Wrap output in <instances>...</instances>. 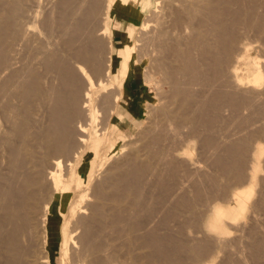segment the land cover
Here are the masks:
<instances>
[{
	"label": "bare ground",
	"instance_id": "bare-ground-1",
	"mask_svg": "<svg viewBox=\"0 0 264 264\" xmlns=\"http://www.w3.org/2000/svg\"><path fill=\"white\" fill-rule=\"evenodd\" d=\"M34 1H36V0H34ZM92 1H94V0H92ZM162 1H164V0H162ZM195 1L196 2L190 1L191 3L188 5L189 8H188L187 13L190 15V17L192 15L193 17H191L190 19L194 20L193 18H195L197 16V14L202 12L204 14L203 18L200 15L199 16L201 18L200 17L199 18L202 20V23L205 22L206 24H208V30L205 31V32H202L203 30L200 31L199 27H198V29H197L194 37L192 38V40L191 41L190 40L187 41L188 43H185V45L183 47H179L177 44H176V47H174V46H172L173 44L171 43L172 44L171 45L172 46V50H174V52L171 50L174 53V54L171 53V55H172L171 57L173 58V55H174V57H175L174 59H176V61H180V67L176 68L177 65H174V66L172 65V66L174 68H176L177 71H178V68H180L179 70L182 71L181 72L182 74L177 73V72L176 73L180 74L181 78L184 75L185 76L184 78L185 79L187 78L186 82L188 83V85L189 84H191V85L195 84V85L198 86L197 89H196L197 92L193 91L194 93H196L195 97H194L195 94L193 92L190 93V94L187 93L188 95L186 93H183L185 90L182 92V94L188 96L187 98H184V99H186L185 100L186 103L183 102L184 103L183 106H186V104L195 101L196 109H195V106H194L193 111L191 113L190 112L188 113L189 115L191 114L189 120L185 119L186 117L184 118L183 113L184 112L186 113V111H184L183 113L181 112L183 116L179 115L180 114L179 111H182L183 110L182 108H184V107H182L181 110L178 111L179 114L176 113V109L174 111H172V112H174L173 114L179 115V118L177 117V115H176V117H174V118H178L179 119V120L177 119V122L175 121V123L178 124V125L181 124L180 125L181 127H183V126H186V127H184L185 128L184 131H183L184 135L181 134V133L178 135V136H180V135L184 136V137L180 136V137H182V139L184 138L183 140L180 138V140L182 142L180 141L181 143H179V144H181V145H179V146H177L175 148L171 147L173 149V153L172 154L170 153V154H171L172 157L173 156L174 157H182V158L190 157V159H192L191 156H192V152H193V148H194V143H195V141H197V139L204 138V139H206L205 141H206L207 144H211L210 143L211 142L210 133H212V132H210V131L213 128L212 127L213 123H211L212 124V126H211L210 122H211V117L212 116L211 117L209 116V113H208V112H210L209 110H213V111H211V113H215L216 115H218L220 113L222 107H223V109L225 107L226 108L229 107L232 110L233 109L234 110H239L241 112L243 111V110H240L241 108L242 109H250L252 112H251L250 115L248 113V116L245 117V120L252 121L250 123H253V121L256 122L257 120L258 121L262 120V122L259 124L261 126V130L259 132L260 133L259 137L260 136H264V67H263V65L259 64L260 62L258 60H256L255 57H251L252 53L251 54L249 53V47H248V45L251 47V45H250L251 44V40H252L251 38H253L252 32H251L252 35L250 34L251 38L249 37V33L248 32H250V30H253L254 34L256 35V37L254 38L255 42H256L257 38L258 39H260V38L263 39L262 37L264 35V12H261V9H262L261 7H264V0H205L203 2L201 0L200 1L195 0ZM1 2H3V0ZM6 2L7 3L9 2V4L11 6L8 7V9L6 11L4 10L5 13H2V12L0 13V142H1L0 146H1V148L4 147L2 150L8 149L10 151V154L7 155V157H9L11 155V161H10V163L8 162V164H9V171H7L8 173L7 174H3V172H2V174H0V264H25V263L27 264L28 263L27 261H29L30 260L29 258H31L33 255L30 257V255H29L30 252L28 253V256L26 255L27 253L25 254L24 249L26 248V246L24 247V244H21V242L25 238V235L23 233H25L28 230V226L31 225L33 219H37L36 220L37 222L35 221L34 226L36 227V225L38 224L37 227L40 226V228H41L40 234L42 233V240H43L42 243H43V247L45 248V255L41 256L42 258L40 259V262L43 263V264H50V255H49L48 250L46 249V241H47V223H48V220H49V216L48 215H49L50 210H51V197H49V195H50V194H48L49 192L47 193L48 195L43 194V192H45L44 191V189H45L44 185H45L46 180H50V183H51V186H52V194L55 193V192L64 193V192L72 191L71 187H70V183H68V185L65 186V185H63V182H62V179H61V172L63 170L62 168H64L63 167L64 158H66L65 160L68 161L67 164L71 166L70 168H68L69 175L71 176V180L74 177L77 176L75 178L76 179V188L80 190V193L75 198H74V195H72V197L70 199L71 201L69 202V205H68L69 207L67 209V212H62L61 210L59 211V213L62 216V223H61L62 225H61V228H60L61 229V233H60L61 241H60V245H59L60 248H61V260L64 261V262H67V264H69V260H68L69 253L68 252H69L70 245L72 244L71 240H74V238L75 239L78 238L80 240H77V241L78 242L80 241V243L82 245V249H81V245L79 243V246H80L79 252L80 251L84 252V253H82V252L79 253L77 250H75L76 248L74 249L76 251V253H74V255L79 253L78 255H75V257L80 255L79 258H81V259H79V260L77 259L79 264H82V262L84 260H88L90 262V263L88 262L89 264H98V263H100V264H113L112 262H110L111 261V258H109L110 256L108 257L109 259L107 257L104 258V259H107L109 261L105 260L103 262V260H104L103 257L100 260L101 257L98 258V256H97L98 253L96 254V251L100 249L101 244H102V242L100 243V241H97V239L99 240L98 237H100L98 235L101 234V233L99 234L98 232H99V230L101 232L102 228H100V229H99V227H98V229H97V227L95 228V224H94L95 222L94 221H96V220H93L94 219L93 217L91 219L92 222H90L91 220L88 219L89 220V224L87 223L88 221L86 222V220H85L87 218L84 217L85 218L84 219L83 216L81 218H79V219L76 218L75 219L76 221H72L73 223L75 222L74 225L72 224L73 228L71 226H69V223H72V222H70V217L75 216V214L77 212H79V213L81 212V213L86 214L85 213V209L87 207L85 206V203L87 201L84 203V205H83V202L85 201L86 196L89 195L86 192V189H88L89 187L85 188L87 186V185L85 186V184L90 182L94 178V176H96L95 175L96 171H98V170H100L102 168L104 169V167H103L104 166V162H105V160H107L108 157H110V153L114 149V145H115L114 137L116 135L120 136V137L124 136L123 129L121 127L125 123L126 120L124 119V114L119 112V111L117 112V110H116V104L119 103V96L118 97L115 96V98H114L115 103H114V102H110L109 101L110 98H112V97H109V99H108V97H106V96H108L109 94L108 95L106 94L105 98H106L107 102L109 101V103H107L105 101L104 102L109 105V106L107 105V107H106V104L104 105L105 107L103 106V102L102 101L105 100V99H103L102 101L98 100L99 99L98 96L100 97V99L102 98V96H100V94H99L100 92L104 93V91H105L107 93V92L110 91L108 89L111 88L109 80L105 79V77L106 78L110 77L111 73L114 74L115 76H116V73H119L121 76H126V74L128 72V69H129L130 58L132 57V54L134 53L133 52L134 51V49H133V47H134L133 41H131L129 36L123 34L122 35V42H121V44L123 43V46H122L121 49L119 47L120 45L116 47V52H117L116 54L118 55V58H117V61L114 62V60L112 59V56H111V51H110L111 48H112V42H113L112 29H111V23L110 22H113L114 17H115V15H117V13H121V14H123L124 17H119L118 21L115 22L116 23L115 25H118L120 27L124 23V19L132 21V19L135 18V16H136L138 11H140V10L144 11V10H147V9L155 6L156 5L154 3L155 0H107V10L105 12L104 21H103V24H102L101 31L98 32L101 35H103L104 38H107L106 40H108L107 44H108V47H109V54H108V61H107V63H105L106 66L103 63V62H105V60H101V57H100V56H102L101 53L99 55V52L101 50H98L99 49L98 48L99 47L98 44L100 45V42L97 44V42H95V41L94 42L92 41V43L90 41V43H91L90 46L88 44H87V46L86 45L82 46L83 44L80 41V40H82L81 39L82 37L80 36V33H81V35H83L84 33H82V32H85V30H83V31H81L79 33V30L81 29V26H82V24H81L82 22L81 23L80 22H76L75 24H73L72 26L74 28L71 27V25L69 27V24H68L69 29L66 27L67 30H71L70 28H72L73 31H75L73 33L72 30H71L72 34H70V32L68 31L69 34H70L69 36H72L73 34H76V35H79V36L75 35L77 38L75 36H72V37H69V39L67 38L68 40L67 39L66 40H62L61 42H59L61 39L52 40V37L49 34L50 32L49 31L47 32V30H51L52 27H50L51 28L50 29L47 26V29L45 31V34L46 33L47 34H46V39L44 40V42H42V43L37 45V41H35L36 42V43L34 42L35 44H33V43L31 44L32 40L30 39V35H29V38H27V35L29 33H31V31L29 30L30 32L27 33L26 30H25L26 27L24 29H22V24L24 22L22 24L19 23V22L22 21V20L20 21V17L22 15V10H23L22 3L23 2L21 3V0H6ZM6 2H4V3H6ZM67 2L70 3L69 0ZM214 2H216V4ZM29 3H31V2H29ZM37 3H38V0H37ZM37 3H36V8H37ZM93 4H91V7H92ZM27 5H26L25 8H27ZM4 6H2V7H4ZM29 6H31V5H29ZM122 6H127V9H123ZM159 6H161V5H159ZM96 7H97V5H96ZM163 7H165V5ZM31 8H32V6H31ZM71 8H72V6H71ZM162 8L160 9V7H159L160 10H162ZM66 9H67V5H66ZM78 9H79V7H78ZM76 10H77V8H76ZM94 10H95V8H94ZM96 10H97V8H96ZM155 10H153V11H155ZM0 11H1V9H0ZM33 11H34V9H33ZM30 12L31 13H35V12H32L31 10H30ZM76 13H77V11H76ZM76 13H73V14H76ZM157 13H159L158 10H157L156 14ZM163 13H164V11L162 12V14ZM90 14H92L91 11H90L89 15ZM25 15H26V13H25ZM65 15L66 14L63 13L61 18L58 17L60 19V21H59L60 22L59 24H61L60 27H62L64 25V23H65V21H66V19L68 17V16H65ZM33 16L35 17V15H33ZM95 16H96V14H95ZM151 16H149V17H151ZM34 17H32V19ZM154 17L153 18L155 20L156 16L154 15ZM82 19H84V18L82 17ZM151 19L152 18H150L149 20H151ZM200 19L198 21L199 24L204 25V23L202 24L200 22L201 21ZM35 20H37V19H35ZM162 20H163V18H162ZM39 21H40V19H39ZM44 21H45V19H44ZM56 21H58V20H56ZM41 22H43V21H41ZM84 22H86V21H84ZM148 22H150V21H148ZM154 22H156V21H154ZM67 23H71V21L70 22L67 21ZM143 23H147V22L143 21ZM157 23L159 24L160 20L158 22V19H157L156 24ZM24 24H27V23H24ZM24 24H23V26H26ZM34 24H36V23H34ZM46 24H47V22H46ZM50 24H52V23H50ZM162 24H163V22H162ZM140 25H142V23ZM147 25H148V23H147ZM156 26H157V28H159L158 25H156ZM162 28L164 29L165 27L163 26ZM201 28H202V26L200 27V29ZM40 29H42V28L40 27ZM82 29H84V28L82 27ZM159 31H160V29H159ZM163 31L164 30L161 29L160 33L163 34ZM167 31H164L165 32L164 35H166ZM90 32H92V31H90ZM167 34H168V32H167ZM33 35H34V33H33ZM89 35H86V36L89 37ZM41 36H42V34H41ZM161 36H163V35H160L159 37L161 38ZM39 37L40 36H38V38ZM78 37L80 38V40H78L79 39ZM40 38H42V37H40ZM72 38L76 39V42H75V40L72 41L73 40ZM90 38H93L92 34H91ZM160 38H158V39H160ZM165 38H166L165 36L163 38H161V43H162V41L166 42ZM189 38L191 39L190 36H189ZM167 39H168V36H167ZM30 40H31V42H29ZM35 40H38V39L36 38ZM77 40H78V42L79 41L80 42L78 43ZM71 41H72V43H70ZM165 42H164L163 46L161 44L162 48H161V46L159 47L160 51L162 49V52H164L163 47L165 46ZM258 42H256V43H258ZM76 43H78V44L81 43V45H79V48H78V45H76ZM73 44L76 45L74 48L71 47ZM102 44H103V42H102ZM17 45L18 46L19 45L22 46V48L18 47ZM167 45H168V47L170 49L171 46H169V44L166 43V47H167ZM164 49L166 50V48H164ZM262 51H264V50H262ZM105 52H108V51L105 50ZM166 52L169 53L167 50H166ZM258 53H260V52H258ZM21 54H22L24 63L19 62V64L22 63V65L20 64L21 67L19 66V68H17L16 66L13 65V63H14V61L17 62V59H18V57ZM160 55H162V54H160ZM160 55L156 56L158 61L160 60ZM164 55L161 56V57L163 58ZM167 58L168 57L166 55V59ZM177 58L179 60H177ZM256 58H257V56H256ZM103 59H106V58H103ZM163 59H165V58H163ZM152 60H155V59H152ZM158 61H156V62H158ZM72 62L74 63V65L72 64ZM161 62H162V60H161ZM114 63L117 65L116 71H113ZM160 63L158 62V65H160ZM163 63L164 62L161 63V66L166 67L167 63H164V65H163ZM71 64L74 67L76 66L78 71L81 73V74L80 73L79 74L84 77L85 83H80L82 81L78 78L79 76L76 73L77 70L75 71V69L72 67ZM85 64H89L90 65V69H87L88 67H86ZM176 64H179V62L178 63L176 62ZM156 66H157V64H156ZM161 66H158V67L162 68ZM167 66H168V64H167ZM174 68L173 69L171 68V69L173 71H175L176 69H174ZM91 69L93 71H91ZM163 69H164L163 71L166 73L165 70L167 68L166 69L163 68ZM172 70L170 72H172ZM159 71H161V69ZM163 71H162V73H164ZM165 73H164V75L167 76ZM149 74L150 73L147 74L149 77L147 75L146 76H147L148 80L149 79L152 80L153 76L151 77L152 78L151 79ZM165 76H164V78H165ZM20 77L23 78V80L20 79L21 81H19L18 78H20ZM181 78L179 76L180 80H181ZM56 79L59 80L58 85H56V83H55ZM165 79H168V77H166ZM175 79H177V77H175ZM179 79H177V80H179ZM185 79H183V80H185ZM186 82H185V84L187 85ZM191 85L189 87L188 86L186 87V89L189 88L188 92H189L190 89L194 88V87L192 88ZM178 90H180V89H178ZM194 90H195V88H194ZM185 92H187V90ZM111 93H110V95H111ZM116 93L118 94L119 92H116ZM178 93H180V92H178ZM114 94L115 93L113 92V95ZM14 96H16V97L18 96L21 99V102H18V103H21L20 106L17 105L18 107L15 106L16 104L14 105V104L10 103V100ZM103 96H104V94H103ZM32 99H34V101H32ZM17 100H18V98H17ZM111 100H113V99H111ZM32 103L34 105L36 104L39 108H41L42 116L43 115L46 116V117L44 116L46 118V120L44 119L45 122H42V123H45V125H40L39 124V127H37V128L35 127L36 129H32L31 128L32 124H31V117H30V108H31ZM110 104L111 105L114 104V106L113 105L111 106ZM193 104H194V102H193ZM100 105H101L102 109L104 108V110L101 112V114L104 111L106 113L107 110H105V108H109L111 106V109L108 112L109 115L106 116V118H105V120H107V122H108L107 124L111 125L110 131L109 130H104V128L102 129V131L100 129L95 128L94 129L95 135L93 137H89L88 136V125H98V124H102L103 121H104V120H101V119H104V116L100 115V110H102L100 108ZM180 105H181V103H180ZM188 106H186V107H188ZM167 107L168 106H166V108ZM185 109H187V108H185ZM188 109H190V108L188 107ZM163 110H165V109H163ZM39 111H40V109H39ZM194 111L196 112L194 114L195 116L197 115L196 117L193 115ZM217 111H219V113ZM239 111H238V113H239ZM246 111H248V110H245L243 113H245ZM82 112H84V114ZM168 112L166 114V117H167V115L170 114L171 115L170 118H173L172 114H171L172 112L170 111L171 113L169 112V114H168ZM108 113H106V114H108ZM211 113H210V115H212ZM162 114L165 115V112L162 113ZM102 115H104V114H102ZM111 115H113V116L111 117ZM76 116H79V117L77 118ZM180 116L183 117V119H181V121H180V118H181ZM74 117H76V121H77V122L75 121L76 122V127L75 128L72 127L73 123H74ZM107 117H109V118L107 119ZM41 118H40V120H41ZM163 118H164V120L167 121V118H165V117H163ZM174 118L172 119L173 121H174ZM187 118H189V117H187ZM214 118H216V117H214ZM242 118H244V117L242 116ZM8 120H11L9 122H11L10 124H12V126L10 128L8 127L9 129L6 127V123L8 122ZM122 120H123V122H121ZM172 120H170L169 122H171ZM182 120L185 121V122H186V120H188V121L185 124V122L183 123ZM161 121H163V119ZM212 121H214V120H212ZM37 122H39V118H38ZM169 122L168 123L166 122V124H168V126L172 125ZM179 122H181V123H179ZM166 124H165V126H167ZM173 124H174V122H173ZM222 124H224V123H222ZM174 126L172 125L173 128L177 127V125L175 127ZM209 126L211 127V129H210ZM104 127H106V126H104ZM223 127H225V126H223ZM173 128H172V130H173ZM179 128H176V129H179ZM162 129H163V127H162ZM169 129L171 130V127ZM209 129H210V131H209ZM258 129H260V128H258ZM160 130H161V128H160ZM166 130H167V128H166ZM181 130H183V128ZM162 131H164V130H162ZM177 131L179 133L180 129L176 130V132ZM173 132H175V131H173ZM178 133H176V134H178ZM234 133L235 132H233V134ZM251 133H253V132H251ZM163 134H164V132H163ZM173 134H175V133H173ZM221 134L223 135V132ZM244 134H245V132H244ZM9 135L10 136L12 135V137L15 136L16 140L12 139V137L10 138ZM175 135H174V138L176 139L177 135L176 136ZM256 135H258V134H256ZM165 136L166 135H164V137ZM178 136H177V141H176L175 144H177L178 141H179L178 140V138H179ZM255 136H254V138H255ZM157 138H159V137H156V139ZM256 139H255V141H257V142L254 143L255 145L253 147V150H252V152L249 151V153L251 152V154L248 155V156H251V160H249L251 162V166L248 165L249 168H250L249 171L243 172V171H245V170H243L244 167L242 165L243 163L241 162L242 161V157H244V156H242V154L245 153L243 149L240 151V154H239L240 157L238 158L239 160H236L238 155L236 156V159H235L236 161L234 159H232V158H235V156L233 154L231 155L232 158H229L230 160H228L229 161V162H227L228 164L226 163V159H228V156L230 154L226 157V159L224 158L225 161L222 160V161H224L226 163V166H225V163H223L224 165H222V166H225L227 168H230L231 166H233V168H236L238 170V173L236 174L234 172V169H232L233 172L236 174L237 178L240 179L244 175V173H247V175H244V177L246 176L249 186L248 185L247 186H243L242 189L236 190L233 193L231 192L232 193L231 194V198H229V199L232 201V203L230 205L218 204V202H217L218 200L216 201L217 204L215 203L212 206L210 205L211 207L208 210L209 211L208 217H207V214H206L205 216L207 217V219L205 220L203 218L205 222L201 221L203 223V225L202 224L201 225L204 226V229L206 231L204 233H207L211 237H216L217 239H219L221 237L224 238L223 236H225L227 234V232H229L228 231L229 227L237 228V227H239L238 225H240L241 222H242V224L240 226L243 225V221L247 222V221H245L246 219L244 220V218L246 216V213H247L249 207L251 206L250 201H251V195H252V190H253L252 186L256 187L255 184H257L258 177H259L257 175V171L261 168L262 161H264V143L260 142L261 140L258 141L259 139L258 140H256ZM76 142H78V145L76 146V149H74ZM201 142H202V139H201ZM233 142H235V141H233ZM230 143L232 145V142H230ZM245 143H246V141H245ZM163 144H165V143L163 142ZM247 144H248V141H247ZM241 146H243L242 148H244V144L241 145ZM167 147H168V145H167ZM206 147H207V145H206ZM229 148H230V152L232 153V151H233L231 149L232 147H228L227 150H225V153H227L229 151ZM121 149H123V148H121ZM172 149L171 150L169 149V150L172 151ZM246 151H248V149ZM6 152H5V154H6ZM88 152H91L92 156H91L89 162L87 164H85L84 160H85V156H86V154ZM165 153L168 156V153L164 151V154ZM233 153H234V151H233ZM246 154H247V152H246ZM49 157L53 158V160H54L53 161L54 165H52V168H49V165L45 166L47 163L45 165H43L46 162L45 159H48ZM168 157H170V156H168ZM174 157L171 159L172 161H173ZM9 159H10V157H9ZM243 159H245V158H243ZM6 161H8V160L6 159ZM172 161L170 163H173ZM159 164H157V165H159ZM221 164H219V165H221ZM154 165H155V163H154ZM154 165H152V166H154ZM141 166L142 165H140V167ZM161 166H162V164H161ZM6 167H8V166L6 165ZM43 167H45V170H46V168H48L46 170L47 173H45V170H43ZM145 168L146 167H144V169ZM246 168H248V167L246 166ZM3 169H5V168H3ZM149 169L150 168H148V170ZM202 169H204V168H202ZM83 170H85V172H86L85 177L82 175V171ZM164 170H166V168ZM229 170L231 171V169H229ZM237 170H235V171L237 172ZM43 171H44L45 175H44ZM138 171H139V169H138ZM179 171H180V169H179ZM154 172H155V170H154ZM163 172H162V175H163ZM96 173H99V172H96ZM158 174L160 175V173H158ZM222 174H223V172H222ZM235 174H234V176H235ZM177 175H178V173H177ZM262 175H261V177H262ZM210 177H209V179H210ZM236 177H234V178H236ZM157 178H159V177L157 176ZM232 178H233V176H232ZM188 180H189V178H188ZM242 180H244V178ZM181 181H182V179H181ZM235 181H238V180L235 179ZM262 181H261V183H262ZM238 182H237V184H238ZM47 183H46V187H48ZM209 183H211V182H209ZM244 183H245V180H244ZM143 184H145V183H143ZM219 185H220V183H219ZM210 186L212 187V185H210ZM232 186H233V184H232ZM92 188H93V185H92ZM49 189H50V187H49ZM49 189H48V191H49ZM226 189L227 188H225V190ZM220 190H222V189H219V191ZM95 191L97 193H99V195L96 194V196H95L94 192H93L91 197L99 198L100 196H102V198H104L103 195H105V194H103V192H101V191L99 192L97 190H95ZM204 192H206V190ZM100 193H102V194L100 195ZM159 194H160V192H159ZM220 194H222V193H220ZM45 196L46 197L48 196L47 199L45 198ZM137 196H140V195H137ZM72 198H74V199H72ZM88 198H89V196H88ZM206 199H208V198H206ZM93 200H91V201H93ZM101 200H103V199H101ZM175 201H177V200H175ZM224 201H226V200H224ZM93 202L96 203L97 201L96 202L93 201ZM260 202H262V201H260ZM228 203H230V202H228ZM96 204H97L96 206L99 205L98 203H96ZM167 204H168V202H167ZM262 204L263 203H261L260 205H262ZM177 205H178V203H177ZM200 205H202V204H200ZM187 206L189 207V205H187ZM152 207H154V206H152ZM92 208H93V206H92ZM173 211H175V210H173ZM251 211H252V208H251ZM91 212H92V209H91ZM205 212H206V210H205ZM255 212L257 213V211H255ZM79 213H77V214H79ZM164 213H163V215H164ZM260 213H257V214H260ZM65 214H68V216H66ZM97 215L94 214L93 216H97ZM115 215L117 216L118 213H116ZM202 215H204V214L202 213ZM37 216H38L39 219L37 218ZM91 216H92V213H91ZM120 216H122V214H120ZM154 216H156V215H154ZM169 216H172V215H169ZM247 216H249V215H247ZM202 217L203 216H201L200 219ZM95 218H98V216L95 217ZM251 219H253V218H251ZM72 220H74V219H72ZM185 220H186V218H185ZM98 221L99 220H97V222ZM121 221H123V220H121ZM248 221L251 222V220H249V219H248ZM262 221H263V219H262ZM139 224H140V222H139ZM182 224H184V223H182ZM185 225H187V223ZM247 226H248V223H247ZM70 227L72 229H70ZM128 227H127L128 228V232L130 233L132 231V228H130L129 225H128ZM191 227H192V225H191ZM245 227H244V229H245ZM149 228H151V227H149ZM240 228H242V227H240ZM249 228H251V227H249ZM25 229H26V231H25ZM162 229H164V228H162ZM177 229H178V227H177ZM231 229L232 228H230V230ZM38 230L40 231L39 228H38ZM74 231L75 232L76 231H78V232L80 231V234L77 232L79 234V236L77 235L78 237H76V235H75L74 238L72 237L73 236L72 234H74L73 233ZM192 231H194V230H192ZM235 231H238V230L236 229ZM247 231H249V230H247ZM137 232H139V231H137ZM149 232L148 233L145 232L147 235L145 237L142 235L144 239L142 238L143 240H141V239L140 240L141 241L145 240V241L148 242V240H146V239H147L148 234H151V232L150 233ZM28 233L29 232H27V234ZM158 233H157V235H158ZM179 233H180V229H179ZM249 233H250V231H249ZM255 233H253V234H255ZM258 233H259V231H258ZM151 236H155L153 238L156 239V241H158V242L164 241V238H161L160 236L156 237L155 234L153 235V230H152V235H150V237H149L150 240H151ZM175 236H177V235L175 234ZM186 236H187V234H186ZM227 236H229V235H227ZM138 237L139 236H137V238ZM164 237H165V242H166V236H164ZM229 237L233 238L232 236H229ZM153 238L151 240L152 242H150V243L154 245V248L156 249V251L161 255V257H158V259H161L162 256L163 257L166 256L167 258L169 257V259L171 257H173L172 256L173 253L172 252L170 253V251H172L173 249L172 250L168 249L169 251L167 249H164L161 246L162 245H166V244L165 243L163 244V242H162L161 245H160V243L157 244L154 241ZM160 238L162 239L161 241H159ZM100 239H102V238H100ZM217 239L213 240L214 243H216L215 240L218 242ZM208 240H210V238H208ZM208 240H206L207 242L205 241L203 244L200 245V250L196 251V253H202L203 252L205 254V251L208 248ZM234 240H237V238L233 239V242H234ZM261 240H260V242H262ZM69 241H70L71 244H69ZM174 241H175V239H174ZM219 241H221V240H219ZM231 241H232V239H231ZM253 241H254V239H253ZM256 241L258 242V243L256 242L258 245H257V249L255 251H257V253H259V254L260 253L263 254V251H262L264 249L262 247L263 244L261 245L259 243V240H256ZM72 242H76V241H72ZM147 242H145V243H147ZM175 242H177V241H175ZM178 242L180 243V241H178ZM191 242H193V241H191ZM127 243L129 245L128 241H127ZM145 243H143L144 246H145ZM154 243H156V244H154ZM235 243H236V241H235ZM102 245H105V244H102ZM157 245H159V246H157ZM180 246H182V245H180ZM185 246H187V245H185ZM251 246H253V245H251ZM128 247L130 248V245ZM221 247H223V246H220V248ZM27 248H30V247L27 246ZM145 248H146V246H145ZM192 248H194V247H192ZM226 248H224V249H226ZM244 248H245V246H244ZM255 248H253V249H255ZM26 249H25V251H27V250L29 251V249H27V250ZM102 249H104V247ZM148 249H149V247H148ZM235 250H237V249H235ZM99 252H100V250H99ZM126 252H128V250ZM129 252H130V249H129ZM138 252H141V251H138ZM153 252H151V253H153ZM143 253H141V254H143ZM206 253H207V251H206ZM32 254H34V253H32ZM95 254H96L97 257L95 256ZM243 254H244V251H243ZM262 254H260V255H262ZM25 255L28 257L29 260L26 259L27 257L26 258L24 257ZM40 255H41V253H40ZM87 256H89V258L91 256L92 259L91 258H90L91 260H89V258L87 259ZM128 256L129 255L127 254L126 257H128ZM190 256H191V254H190ZM238 256L240 257V255H238ZM75 257L73 256V260L75 259ZM150 257H148V259ZM191 257H193V256H191ZM33 258H35V257H33ZM152 258H153V256H152ZM207 258H208V256H207ZM130 259L131 258L129 256V261H131ZM162 259H164V258H162ZM37 260H38V258H37ZM114 260L112 259V261H114ZM164 260H166V259H164ZM188 260H189V258H188ZM237 260H238V258H237ZM178 261H179V259H178ZM32 262H34V261H32ZM101 262H103V263H101ZM151 262H152V260H151ZM153 262H155V261H153ZM190 262L187 263V264H190ZM193 262H196V259ZM193 262H191V264H193ZM211 262H212V259H211ZM230 262H233V261H230ZM234 262H236V261H234ZM241 263L243 264V262H241ZM120 264H132V263H130V262H128V263L126 262L125 263L124 262V263H120ZM183 264H186V263H183ZM207 264H208V262H207Z\"/></svg>",
	"mask_w": 264,
	"mask_h": 264
},
{
	"label": "rangeland",
	"instance_id": "rangeland-1",
	"mask_svg": "<svg viewBox=\"0 0 264 264\" xmlns=\"http://www.w3.org/2000/svg\"><path fill=\"white\" fill-rule=\"evenodd\" d=\"M2 0H0V13H5V11L8 9V7H10L11 5L9 4V2L7 3L6 0H3V2H1ZM52 1V2H51ZM58 1V2H57ZM68 0H38V3H37V0L34 1V0H21V3L23 5V10H22V15L20 17V21L19 23H27V24H24L26 26H23L22 24V29H24L25 27V30L27 33H29L31 31V33H29L27 35V38H29V35H30V39L31 40L29 42H31V44H35L37 41V45L44 42V40L46 39V34H45V31L47 29V26L48 28L52 27L51 30H47V32L49 31L51 37H52V40H58V39H61L59 42H61L62 40H66L67 38L69 39V37H72V36H75L76 34H73L72 36H69L71 33V30L72 32L74 33L75 31H73L72 28H70L71 30H67L66 27L69 29L70 25L71 27H73L72 25L75 24L76 22H82V26H81V29L79 30V33L83 30H85V32H82L84 33L83 35H81L80 33V36L82 37L81 39L83 40H80V38L78 40H80L82 42V46L86 45L87 44L90 46L92 41L94 42H97V44L100 42V45L98 44V50H101L99 52V55L101 53L102 56L101 57V60H105V62H103L104 64L107 63L108 61V54H109V47H108V40H106L107 38H104L103 35H101L100 33H98L99 31H101V28H102V24H103V21H104V17H105V12L107 10V0H69V2H67ZM84 1V2H83ZM91 1V2H90ZM161 1V2H160ZM183 1V2H182ZM190 1H193V2H196L195 0H190ZM189 0H155V6L147 9V10H140L137 12L136 16L134 19H132V21L130 20H125L124 19V23L119 27L118 25H115L118 21V18L119 17H124L123 14L121 13H117V15H115L114 17V20L113 22H110L111 23V29H112V37H113V42H112V48H111V56H112V59L114 60V62L117 61V58H118V55L116 54V47L119 46L120 49L122 48L123 46V43L121 44L122 42V35L125 34L127 36L130 37L131 41H133L134 43V53L132 54V57L130 58V61H129V69H128V72L126 74V76H121L119 73H116V76L114 74L111 73V76L106 78L105 79H108L109 82H110V86L111 88H109L108 90H110L109 92H100V96H102V98L100 99V97L98 96V100H103V106L106 104L105 102H107L105 96L106 94L108 96V99L109 97H112L110 98V102H114V98L115 96H119V103L116 104V110L117 112H121L124 114V119L126 120L125 123L122 125V129H123V133H124V136L123 137H120V136H115L114 137V141H115V145H114V149L113 151L110 153V157L107 158V160H105L104 162V169H100L96 172H99V173H96L95 172V175L94 178L88 182L87 184H85V188L89 187L88 189H86V192L87 194H89V198L88 196H86V199L85 201L83 202V205L85 203V206L87 207L85 209V213H79V214H75V216L73 217H70V222L72 221H76L75 219L76 218H81L83 216V218H87L85 219L86 222L89 224V220L92 219V217L94 218L93 220H96L94 221L95 223V228L99 227L102 228L101 232L99 230V234L98 237L99 240L97 239V241H100V243L102 242V244H105V245H102L101 244V247L104 249H102L100 247V252L99 250L96 251V254L98 256V258H100V260L104 258H111V261L113 264H120V263H132V264H183V263H189L190 261L193 262L195 259H196V262H193V264H242L241 262H243V264H264V161H262L261 163V168L257 171V175L259 176L258 177V181H257V184L256 187L252 186V195H251V201H250V204H251V208H252V211H251V208L249 207L247 213H246V216L249 215V216H245L244 220L247 221V222H244L243 221V225L240 226L238 225L239 227L237 228H234V227H229L228 228V231L227 234L225 236H223L224 238H219L217 239L216 237H211L209 236L207 233H204L206 232L205 229H204V226L202 222H205L204 219L206 220L207 217H208V213H209V209L210 207L213 205V204H221V205H230L232 203V201L229 199L231 198V194L236 191V190H239V189H242L243 186H247L248 185V181H247V178L246 176L244 177V175H247V173H244V175L239 179L236 177V174L238 173V170L236 168H233V166H231L230 168H227L225 167L226 166V163L229 162L228 160H230L229 158H232V154L235 156V158H232V159H236V156L238 155L237 159L236 160H239L238 158L240 157V151L243 149L245 153L242 154V165L244 167L243 172H246V171H249L250 168L249 166H251V162L249 160H251V156H248L251 154L252 150H253V147H254V143H256L260 137V139L258 141L264 143V136H260V130H261V126L259 125L262 120H257L256 122L253 121V123H250L252 121H248V120H245V117L248 116V113L249 115L251 114V110L250 109H240V110H243L242 112L239 111V110H232L231 108H224L223 107L221 108V111L219 113V111H217L218 115H216L215 113H211V111L213 110H209L210 112L209 113V116L211 117V122H210V125L212 126L211 123H213V128L212 130L209 131L212 132L210 133V137H211V144H207L206 143V139L204 138H201L202 139V142H201V139H197V141H195L194 143V148H193V152H192V159H190V157L186 158H182V157H174L173 161L171 160L173 157L171 156V154L173 153V149L172 148H175L181 144L182 141L180 140V138L182 139V137H184V127L186 126H183L181 127L180 125L176 124L175 121L177 122V119L179 118V115L183 116L184 115V118L185 119H190V115L188 114L189 112L191 113L194 109V106H195V109H196V105H195V101L194 104L193 102H190L188 104H186V106H188L190 109H188V107L186 106H183L186 99L184 98H187L188 94L187 93H192L193 91L194 92H197V85L195 84H189L186 82L187 78L185 79L184 75L182 76L181 78V75L182 74L181 70H179L180 68H178V71H177V67H180V61H176V59H174V55H173V58L171 57V53L174 52V50H172V46L176 47V44L179 46V47H183L185 45V43H188L187 41H191L192 38L194 37L198 27H199V30H203L202 32H205L208 30V24H206L205 22L204 25H201L199 24V19L203 16L204 14L201 12L199 14H197V16L195 18H193L194 20L190 19L191 17H193L187 13L188 11V8H189V4L191 3ZM200 1V0H198ZM202 2L205 1V0H201ZM6 2V3H4ZM26 2V3H25ZM29 2H33L32 4L29 3ZM42 4H41V3ZM65 2V3H64ZM163 2V3H162ZM189 2V3H188ZM192 2V3H193ZM213 2V1H212ZM36 3H37V8H36ZM58 3V4H57ZM73 3V4H72ZM77 5H76V4ZM94 3V4H93ZM162 3V4H161ZM184 3V4H183ZM216 4V2H214ZM5 6H4V5ZM27 5V8L26 5ZM39 4V5H38ZM65 4V5H64ZM88 4V5H87ZM91 4L92 7H91ZM97 7H96V5ZM161 6H159V5ZM31 5V6H29ZM34 5V6H33ZM44 5V6H43ZM66 5H67V9H66ZM70 5V6H69ZM81 5V6H80ZM87 5V6H86ZM100 5V6H99ZM165 5V7L163 6ZM4 6V7H2ZM40 6V7H39ZM72 6V8H71ZM183 8H182V7ZM187 6V7H186ZM2 7V8H1ZM6 7V8H5ZM79 7V9H78ZM81 7V8H80ZM123 9H127V6H122ZM162 8V10L159 9ZM31 8V9H30ZM77 8V10H76ZM89 8V9H88ZM95 8V10H94ZM97 8V10H96ZM154 8V9H153ZM186 8V9H185ZM261 12H264V7H261ZM34 9V11H33ZM51 9V10H50ZM64 9V10H63ZM156 9V10H155ZM3 10V11H2ZM5 10V11H4ZM30 10L32 12H35V13H31ZM55 10V11H54ZM150 12H149V11ZM155 10L157 12V10L159 11V13L156 14ZM39 11V12H38ZM54 11V12H53ZM77 11V13H76ZM85 11V12H84ZM90 11L92 12V14L89 15ZM164 11V13L162 14V12ZM41 12V13H40ZM52 12V13H51ZM57 12V13H56ZM72 14H71V13ZM83 12V13H82ZM155 12V13H154ZM161 12V13H160ZM26 13V15H25ZM66 14L65 16H68L64 25L62 27L61 24H59L60 22V19L62 14ZM68 13V14H67ZM70 13V14H69ZM73 13H76V14H73ZM86 13V14H85ZM156 16V19L154 20V15ZM174 13V14H173ZM31 16H30V15ZM44 14V15H43ZM96 14V16H95ZM154 17H152L151 15ZM188 14V15H187ZM17 15V14H16ZM35 15V17L33 16ZM85 15V16H84ZM89 17H88V16ZM201 17H200V16ZM29 16V17H28ZM93 16V17H92ZM95 16V17H94ZM151 16V17H149ZM175 16V17H174ZM179 18H178V17ZM189 16V17H188ZM31 17V18H30ZM32 17H34L32 19ZM37 17V18H36ZM59 17V18H58ZM74 17V18H73ZM82 17L84 19H82ZM88 17V18H87ZM200 17V18H199ZM227 17V16H226ZM150 18H152L151 20H149ZM163 18V20H162ZM177 18V19H176ZM37 19V20H35ZM40 19V21H39ZM47 24H46V22ZM54 19V20H53ZM157 19H158V22L160 20V23L156 24L157 22ZM198 19V20H197ZM32 20V21H31ZM58 20V21H56ZM73 20V21H72ZM75 20V21H74ZM201 20V19H200ZM39 21V22H38ZM43 21V22H41ZM71 21V23H67ZM86 21V22H84ZM143 21L147 22V23H143ZM150 21V22H148ZM156 21V22H154ZM36 24H34V23ZM93 22V23H92ZM163 22V24H162ZM202 23V20L200 21ZM52 23V24H50ZM95 23V24H94ZM142 23V25H140ZM202 23V24H203ZM68 24H69V27H68ZM197 24V25H196ZM45 25V26H44ZM159 28H157V26ZM195 25V26H194ZM206 25V26H205ZM85 26V27H84ZM156 26V27H155ZM165 27L164 29L162 27ZM202 26V28L200 29V27ZM205 26V27H204ZM40 27L42 29H40ZM45 27V28H44ZM82 27L84 29H82ZM91 27V28H90ZM161 27V28H160ZM74 28V27H73ZM88 28V29H87ZM98 28V29H97ZM122 28V29H121ZM121 29V30H120ZM160 29V31H159ZM161 29L164 30V31H167L166 32V35H164V31H163V34H161ZM30 30V31H29ZM64 30V31H63ZM89 30V31H88ZM170 30V31H169ZM37 33H35V32ZM44 31V32H43ZM67 31V32H66ZM70 34H69V32ZM92 31V32H90ZM153 31V32H152ZM199 31V32H200ZM55 32V33H54ZM63 32V33H62ZM87 32V33H86ZM253 34V38L250 37V34ZM34 33V35H33ZM66 33V34H65ZM78 33V34H79ZM160 33V34H159ZM171 33V34H170ZM194 33V34H193ZM245 33V32H244ZM249 33V37L253 40H251V47L248 45L249 47V53L251 54V57H255L256 60H258L260 63V65H263L264 67V35H263V39H256V43L254 41V38L256 37V35L254 34L253 30H250ZM32 34V35H31ZM39 34V35H38ZM42 34V36H41ZM62 34V35H61ZM90 34V35H89ZM91 34H92V37L93 38H90L91 37ZM154 34V35H153ZM251 34V35H252ZM68 35V36H67ZM86 35H89V37H87ZM160 35H163L161 36V38H163L164 36L166 37L165 40V46L163 47V50L164 52H162V49L160 51V46L162 44H164V42L162 41L161 43V38L159 37ZM34 38H33V37ZM37 36V37H36ZM38 36L42 37V38H38ZM60 38H59V37ZM76 36H79V35H76ZM75 36V37H76ZM98 36V37H97ZM102 38H101V37ZM167 36H168V39H167ZM189 36L191 37V39L189 38ZM38 40H35L36 38ZM157 37V38H156ZM33 38V39H32ZM56 38V39H55ZM77 38V37H76ZM85 40H84V39ZM101 38V39H100ZM160 38V39H158ZM175 38V39H174ZM177 38V39H176ZM187 38V39H186ZM67 39V40H68ZM75 42H76V39L72 38ZM186 39V40H185ZM40 40V41H39ZM42 40V41H41ZM77 40V42H78ZM106 40V41H105ZM185 40V41H184ZM39 41V42H38ZM70 41V40H69ZM72 41L70 43H72ZM79 41V42H80ZM91 41V43H90ZM156 41V42H155ZM159 41V42H158ZM35 42V43H34ZM78 42V43H79ZM103 42V44H102ZM151 42V43H150ZM256 44H255V43ZM76 43V45H78V48H79V45ZM157 43V44H156ZM166 43L169 44V46H172L166 47ZM172 43V44H171ZM263 43V44H262ZM105 44V45H104ZM255 44V45H254ZM259 44V45H258ZM74 45V44H73ZM71 46V47H75L76 45L74 46ZM257 45V46H256ZM18 46V45H17ZM161 46V48H162ZM18 47H21L22 46H18ZM263 47V48H262ZM166 48V50L169 52L167 53L166 50L164 49ZM170 51H169V50ZM262 51H260V50ZM104 50V51H103ZM108 51V52H105ZM173 52H172V51ZM252 50V51H251ZM158 51V52H157ZM193 51V50H192ZM260 52V53H258ZM105 53V54H104ZM158 53V54H157ZM256 53V54H255ZM258 53V54H257ZM263 53V54H262ZM162 54V55H160ZM165 54V55H164ZM174 54V53H173ZM105 55V56H104ZM160 55V60L158 61V59L156 58V56ZM163 59L161 56H163ZM166 55H167V59H166ZM257 58H256V56ZM194 56V55H193ZM261 56V57H260ZM103 58H106V59H103ZM171 58V59H170ZM152 59H155V60H152ZM262 59V60H261ZM161 60L162 62L164 63H167L166 64V67H163L161 66ZM177 60H179L177 58ZM153 61V62H152ZM158 61L160 63V65H158ZM16 61H14L13 65L16 66L17 68H19V66L21 67L22 63H24V60H23V57H22V54L18 57L17 59V64L15 63ZM19 62H22L19 64ZM102 62V61H101ZM176 62L179 64H176ZM102 63V64H103ZM155 63V64H154ZM163 63V65H164ZM263 63V64H262ZM72 64L74 65V63L72 62ZM71 64V65H72ZM157 64V66H156ZM70 65V66H71ZM72 65V67L75 69L77 75L79 76L78 78L82 81L80 83H85V80H84V77L82 75H80L81 73L78 71V69L76 68V66L74 67ZM86 67H88L87 69H90V65L89 64H85ZM154 65V66H153ZM174 65H177L176 68H174L173 66ZM106 66V64H105ZM158 66H161L162 68L158 67ZM92 67V66H91ZM157 67V68H156ZM93 68V67H92ZM163 68H167L165 71L166 73L163 71L164 69ZM176 69L175 71H173L172 69ZM117 69V65L114 63L113 65V71H116ZM157 69V70H156ZM161 69V71H159ZM170 69V70H169ZM172 70V72H170ZM91 71H93L91 69ZM162 71L167 75L165 76L164 73H162ZM168 71V72H167ZM160 72V73H159ZM170 72V73H169ZM180 73V74H177V73ZM80 73V74H79ZM150 73V78L153 80H148L147 78V74ZM174 73V74H173ZM177 75H176V74ZM170 74V75H169ZM147 75V76H146ZM168 77V79H165L164 78ZM179 76L181 78V80L179 79ZM130 77H132V79L134 80V84L136 85V91L135 92H129L127 87H126V84L128 83V80L130 79ZM149 77V76H148ZM175 77H177V79H175ZM19 81L23 80V78H18ZM21 79V80H20ZM185 79V80H183ZM79 80V81H80ZM56 82V85H58L59 83V80H55ZM84 81V82H83ZM180 81V82H179ZM185 82L187 83V85L185 84ZM192 86V88L194 87L193 89H190L189 92H188V89H186V87L188 86ZM191 88V87H190ZM180 89V90H178ZM107 90V91H108ZM187 90V92L185 91ZM192 90V91H191ZM184 91V92H183ZM113 92L116 94L113 95ZM116 92H119L118 94ZM177 92V93H176ZM180 92V93H178ZM183 93H186L187 95H184L182 94ZM193 92V93H194ZM121 93V94H120ZM102 94V95H101ZM104 94V96H103ZM120 94V95H119ZM194 97L196 96V93H194ZM183 95V96H182ZM114 96V97H113ZM176 96V97H175ZM186 96V97H185ZM192 96V95H191ZM18 98V100H17ZM177 100H176V99ZM113 99V100H111ZM182 99V100H181ZM32 101H34V99H32ZM105 101V102H104ZM109 101L107 103H109ZM14 102V103H13ZM18 102H21V99L20 97H16L14 96L11 100H10V103L12 104H16L15 106H20L21 103H18ZM184 102V103H183ZM18 103V104H17ZM181 103V105H180ZM102 105V104H101ZM100 105V108L102 109ZM108 104H106V107H107ZM111 105V104H110ZM114 106V104H112ZM111 105V106H112ZM162 105V106H161ZM168 106L166 108V106ZM17 106V107H18ZM109 106V105H108ZM111 106L109 108H105V110H107L106 113H108L111 109ZM181 106V107H180ZM105 107V106H104ZM173 107V108H172ZM180 107V108H179ZM184 107V108H182ZM192 107V108H191ZM162 108V109H161ZM172 108V109H171ZM181 108L183 109L182 111H179L181 110ZM187 108V109H185ZM40 109V111H39ZM165 109V110H163ZM169 109V110H168ZM176 109V113L180 114L177 115V114H173L174 111ZM104 110V108L102 110H100V115L101 116H104V119H101V120H104L102 124H98V125H88V136L89 137H93L95 135V131L94 129L97 128V129H100L102 131V129L104 128V130H109L110 131V128H111V125L110 124H107V120H105L106 116L109 115L105 113V111L102 113L104 115L101 114V112ZM115 110V111H116ZM167 110V111H166ZM245 110H248L246 111L245 113H243ZM172 114V117H177L178 118H174V121L172 120L173 118H170L171 115L169 114V112ZM179 111V112H178ZM186 111V113L184 112ZM237 111V112H236ZM239 111V113H238ZM39 112V113H38ZM165 112V115H163L162 113ZM170 115H167L166 117V114ZM183 115H182V113ZM216 112V111H215ZM228 112V113H227ZM236 112V113H235ZM42 110L41 108H39L36 104L34 105L32 103L31 105V108H30V117H31V124H32V129H36L37 127H39V124L40 125H45V123H42V122H45L46 120V116L43 115L42 116ZM84 114V112H82ZM196 112L194 111L193 115L195 114ZM210 113L212 115H210ZM226 113V114H225ZM230 113V114H229ZM238 113V114H237ZM41 114V115H40ZM188 116H187V115ZM198 114V113H197ZM216 116H215V115ZM237 114V115H236ZM186 115V116H185ZM192 115V116H193ZM246 115V116H245ZM45 116V117H44ZM113 115H111L112 117ZM169 116V117H168ZM180 116V117H181ZM191 116V117H192ZM195 116V115H194ZM193 116V117H194ZM197 116V115H196ZM195 116V117H196ZM216 118H214V117ZM242 116L244 118H242ZM42 117V118H41ZM77 118L79 116H76ZM76 117H74V123H73V126L72 127H76ZM82 117V116H81ZM167 118V121L164 120V118ZM189 117V118H187ZM192 117V118H193ZM194 117V118H195ZM238 117V118H237ZM38 118H39V122L38 121ZM41 118V120H40ZM109 117H107L108 119ZM191 118V119H192ZM45 119V120H44ZM83 119V118H82ZM111 119V118H110ZM163 119V121H161ZM181 119H183V117L180 118V121ZM184 119V120H185ZM170 120H172L174 122L171 121L169 122ZM179 120V119H178ZM183 121L182 122L185 124L187 123V121ZM214 120V121H212ZM242 120V121H241ZM11 120H8V122L6 123V127L10 128L12 126V124H10L11 122H9ZM76 121V122H75ZM245 121V122H244ZM123 122V120L121 121ZM166 122L172 124L173 126L177 125L176 128H179L180 129V132L178 133V131L176 132V130H179V129H176V128H173L172 125L168 126V124H166ZM167 126H165V124ZM181 123V122H179ZM182 123V124H183ZM224 123V124H222ZM159 125V126H158ZM222 125V126H221ZM262 125V124H261ZM106 126V127H104ZM161 126V127H160ZM174 126V127H175ZM179 126V127H178ZM225 126V127H223ZM236 126V127H235ZM36 127V128H35ZM163 127V129H162ZM165 127V128H164ZM171 127V130L173 128V130L171 131L169 128ZM8 128V129H9ZM132 128V129H131ZM141 128V129H140ZM149 128V129H148ZM161 128V130H160ZM167 128V130H166ZM183 128V130H181ZM220 128V129H219ZM225 128V129H224ZM260 128V129H258ZM31 129V130H32ZM144 129V130H143ZM151 129V130H150ZM176 129V130H175ZM149 130V131H148ZM164 130V131H162ZM171 132H170V131ZM218 130V131H217ZM258 130V131H257ZM33 131V130H32ZM169 131V132H168ZM175 131V132H173ZM164 132V134H163ZM178 133L176 134L177 136L181 133L183 135H180L178 136V143H176L177 141V136L173 133ZM223 132V135L221 134ZM233 132H235L233 134ZM245 132V134H244ZM253 132V133H251ZM144 133V134H143ZM158 133V134H157ZM241 133V134H240ZM258 135H256V134ZM173 134V135H172ZM143 135V136H142ZM145 135V136H144ZM157 135V136H156ZM160 135V136H159ZM164 135H166L164 137ZM169 135V136H168ZM171 135V136H170ZM174 135L176 136V139L174 138ZM216 135V136H215ZM242 135V136H241ZM244 135V136H243ZM257 137H256V136ZM10 136V135H9ZM141 136V137H140ZM203 136V135H202ZM230 136V137H229ZM232 136V137H231ZM250 136V137H249ZM255 136V138H254ZM12 137V135L10 136V138ZM156 137H159L156 139ZM217 137V138H216ZM141 138V139H140ZM143 138V139H142ZM163 138V139H162ZM172 138V139H171ZM226 140H225V139ZM230 138V139H229ZM243 138V139H242ZM12 139L16 140V137L13 136ZM168 139V140H167ZM175 139V140H174ZM184 139V138H183ZM182 139V140H183ZM217 139V140H216ZM221 139V140H220ZM232 139V140H231ZM155 140V141H154ZM167 140V141H166ZM173 140V141H172ZM224 140V141H223ZM13 141V140H12ZM148 141V142H147ZM158 141V142H157ZM170 141V142H169ZM181 141V142H180ZM214 141V142H213ZM235 141V142H233ZM246 141V143H245ZM247 141H248V144H247ZM154 142V143H153ZM156 142V143H155ZM162 142V143H161ZM163 142L165 144H163ZM172 142V143H171ZM219 142V143H218ZM232 142V145L231 143ZM244 142V143H243ZM1 143V142H0ZM89 143V142H88ZM87 143V144H88ZM204 143V144H203ZM235 143V144H234ZM251 143V144H250ZM171 146H170V145ZM207 147H206V145ZM244 144V148H242ZM78 145V142L75 143V148L76 149V146ZM157 145V146H156ZM162 145V146H161ZM168 145V147H167ZM211 145V146H210ZM124 146V147H123ZM205 146V147H204ZM215 146V147H214ZM221 146V147H220ZM8 147V146H7ZM165 147V148H164ZM172 147V148H171ZM199 147V148H198ZM201 147V148H200ZM205 149H204V148ZM225 147V148H224ZM228 147H232L231 149L234 151H232V153L230 152V148H229V151L227 153H225V150H227ZM4 148V147H3ZM3 148H1L0 146V174H7L9 171V164L8 162L10 163L11 161V155L9 157H7V155L10 154V151L8 149H4L2 150ZM123 148V149H121ZM146 150H145V149ZM164 150H163V149ZM163 151H162V150ZM167 149V150H166ZM172 149V151L170 150ZM248 149V151H246ZM2 150V151H1ZM159 150V151H158ZM236 150V151H235ZM7 151V152H6ZM122 151V152H121ZM143 151V152H142ZM154 151V152H153ZM163 153H162V152ZM164 151L168 153V157L166 155V153L164 154ZM202 151V152H201ZM209 151V152H208ZM249 151H251L249 153ZM2 152V153H1ZM6 152V154H5ZM239 152V153H238ZM247 152V154H246ZM72 153V152H71ZM126 153V154H125ZM154 153V154H153ZM171 153V154H170ZM195 153V154H194ZM223 155H222V154ZM236 153V154H235ZM112 154V155H111ZM170 154V155H169ZM207 154V155H206ZM230 154V155H229ZM212 155V156H211ZM229 155V156H228ZM91 152H88L85 156V164H87L91 158ZM217 156V157H216ZM228 156V159H226V157ZM7 157V158H6ZM194 157V158H193ZM200 157V158H199ZM71 158V157H70ZM135 160H133V159ZM152 158V159H151ZM170 158V159H169ZM217 158V159H216ZM226 159V163L224 162L225 159ZM245 158V159H243ZM6 159L8 161H6ZM49 159V160H48ZM48 159H45L46 162L43 164L46 165L45 166H48L49 165V168H52V165L53 164V158L49 157ZM63 159V158H62ZM66 158H64V165L62 168V172H61V179H62V182H63V185H68V183H70V187H71V190L72 191H69V192H64V193H60V192H55L52 194V186H51V183H50V180H46L45 182V185H44V191L43 194L45 195H49V197H51V210H50V213H49V220H48V223H47V241H46V249L48 250L49 252V255H50V264H67V262H64L61 260V248H60V241H61V223H62V216L61 214L59 213V211L61 210L62 212H67V209H68V205H69V202L71 201V197L72 195H74V198L80 193V190L76 188V177H74L72 180H71V176L69 175V171H68V168H70L71 166L68 165V161L65 160ZM184 159V160H183ZM187 159V160H186ZM3 160V161H2ZM5 160V161H4ZM52 160V161H51ZM156 160V161H155ZM180 162H179V161ZM224 160V161H222ZM235 160V161H236ZM50 163H48V162ZM51 161V162H50ZM160 161V162H159ZM173 162V163H170V162ZM209 161V162H208ZM222 161V162H221ZM135 162V163H134ZM145 162V163H144ZM149 164H148V163ZM157 162V163H156ZM175 162V163H174ZM177 162V163H176ZM133 163V164H132ZM140 163V164H139ZM155 163V165H154ZM160 163V164H159ZM191 163V164H190ZM205 163V164H204ZM213 163V164H212ZM222 163V164H221ZM223 163H225V166H222L224 165ZM139 164V165H138ZM144 164V165H143ZM149 166H148V165ZM159 164V165H157ZM162 164V166H161ZM174 164V165H173ZM186 164V165H185ZM203 164V165H202ZM221 164V165H219ZM228 164V163H227ZM6 165L8 167H6ZM134 165V166H133ZM138 165V166H137ZM140 165H142L140 167ZM154 165V166H152ZM180 165V166H179ZM198 165V166H197ZM201 165V166H200ZM248 168H246V166ZM249 165V166H248ZM176 166V167H175ZM186 166V167H185ZM144 167H146L144 169ZM159 167V168H158ZM161 167V168H160ZM183 167V168H182ZM196 167V168H195ZM206 167V168H205ZM222 167V168H221ZM242 167V168H243ZM5 168V169H3ZM130 168V169H129ZM148 168H150L148 170ZM152 168V169H151ZM166 168V170H164ZM171 170H170V169ZM204 168V169H202ZM217 170H216V169ZM225 168V169H224ZM227 168V169H226ZM246 168V169H245ZM48 168H46L47 170ZM119 169V170H118ZM139 169V171H138ZM160 169V170H159ZM169 169V170H168ZM178 169V170H177ZM180 169V171H179ZM183 169V170H182ZM215 169V170H214ZM224 169V170H223ZM231 169V171L229 170ZM234 169V173L233 170ZM248 169V170H247ZM3 170V171H2ZM43 170H45V167H43ZM45 170V173H47ZM103 170V171H102ZM128 170V171H127ZM155 170V172H154ZM159 170V171H158ZM177 170V171H176ZM199 170V171H198ZM237 170V172L235 171ZM127 171V172H126ZM164 171V172H163ZM189 173H188V172ZM227 173H225V172ZM162 172H163V175H162ZM166 172V173H165ZM171 172V173H170ZM175 172V173H174ZM186 174H185V173ZM220 172V173H219ZM223 172V174H222ZM44 173V171H43ZM44 173V175H45ZM144 173V174H143ZM160 173V175L158 174ZM170 173V174H169ZM178 173V175H177ZM195 173V174H194ZM204 173V174H203ZM232 173V174H231ZM153 174V175H152ZM180 174V175H179ZM208 174V175H207ZM231 174V175H230ZM235 174V176H234ZM263 174V175H262ZM82 175L85 177L86 175V172L85 170L82 171ZM187 175V176H186ZM262 175V177H261ZM142 176V177H141ZM156 176V177H155ZM157 176L159 178H157ZM207 176V177H206ZM211 176V177H210ZM216 176V177H215ZM224 176V177H223ZM233 176V178H232ZM181 177V178H180ZM186 177V178H185ZM210 177V179H209ZM213 177V178H212ZM221 177V178H220ZM236 177V178H234ZM149 178V179H148ZM157 178V179H156ZM161 178V179H160ZM189 178V180H188ZM208 178V179H207ZM244 178L245 180V183H244V180H242ZM87 179V178H86ZM163 179V180H162ZM182 179V181H181ZM184 179V180H183ZM212 179V180H211ZM216 179V180H215ZM235 179H237L238 181H235ZM170 180V181H169ZM201 180V181H200ZM227 180V181H226ZM230 180V181H229ZM263 180V181H262ZM148 181V182H147ZM156 181V182H155ZM161 181V182H160ZM164 181V182H163ZM203 181V182H202ZM206 181V182H205ZM211 183H209V182ZM234 181V182H233ZM242 181V182H241ZM260 181V182H259ZM262 181V183H261ZM48 182V183H47ZM133 184H132V183ZM139 182V183H138ZM238 182V184H237ZM46 183H47V186L46 187ZM93 183V184H92ZM141 183V184H140ZM145 183V184H143ZM155 183V184H154ZM161 183V184H160ZM164 183V184H163ZM202 183V184H201ZM220 183V185H219ZM227 183V184H226ZM259 183V184H258ZM149 184V185H148ZM169 184V185H168ZM178 186H177V185ZM180 184V185H179ZM187 184V185H186ZM194 184V185H193ZM233 184V186H232ZM235 184V185H234ZM50 185V186H49ZM92 185H93V188H92ZM154 185V186H153ZM157 185V186H156ZM197 185V186H196ZM205 185V186H204ZM210 185H212V188ZM224 185V186H223ZM240 185V186H239ZM145 186V187H144ZM188 186V187H187ZM193 186V187H192ZM227 186V187H226ZM242 186V187H241ZM249 186V185H248ZM262 186V187H261ZM50 187V189H49ZM134 187V188H133ZM174 187V188H173ZM206 187V188H205ZM227 188L225 190V188ZM239 187V188H238ZM241 187V188H240ZM169 188V189H168ZM184 188V189H183ZM190 188V189H189ZM195 188V189H194ZM199 188V189H198ZM237 188V189H236ZM260 188V189H259ZM263 188V189H262ZM47 189V190H46ZM49 189V191H48ZM100 189V190H99ZM192 189V190H191ZM204 189V190H203ZM219 189H222L219 191ZM229 189V190H228ZM259 189V190H258ZM92 192H91V191ZM95 190L97 191H101L103 192V195L104 198H102V196H100L99 198H93L91 197L93 192H94V195L96 196V194L99 195V193H97ZM139 190V191H138ZM192 192H191V191ZM200 190V191H199ZM206 190V192H204ZM214 190V191H213ZM224 190V191H223ZM262 190V191H261ZM175 191V192H174ZM187 191V192H186ZM189 191V192H188ZM49 192V193H48ZM90 192V193H89ZM156 194H155V193ZM160 192V194H159ZM165 192V193H164ZM168 192V193H167ZM178 192V193H177ZM200 192V193H199ZM202 192V193H201ZM232 192V193H231ZM48 193V194H47ZM150 193V194H149ZM172 193V194H171ZM182 193V194H181ZM222 193V194H220ZM52 194V195H51ZM102 193H100L101 195ZM153 194V195H152ZM156 196H155V195ZM164 194V195H163ZM190 196H189V195ZM195 194V195H194ZM204 196H203V195ZM215 194V195H214ZM225 194V195H224ZM93 195V196H94ZM97 195V196H98ZM137 195H140V196H137ZM176 195V196H175ZM209 195V196H208ZM214 195V196H213ZM208 196V197H207ZM221 196V197H220ZM226 196V197H225ZM253 196V197H252ZM48 197V196H47ZM47 197L45 196V198L47 199ZM149 197V198H148ZM193 197V198H192ZM201 197V198H200ZM217 197V198H216ZM72 198V199H74ZM167 198V199H166ZM173 198V199H172ZM205 198V199H204ZM208 198V199H206ZM228 198V199H227ZM94 199V200H93ZM96 199V200H95ZM99 201H98V200ZM103 199V200H101ZM142 199V200H141ZM162 199V200H161ZM172 201H171V200ZM185 199V200H184ZM188 199V200H187ZM195 199V200H194ZM202 199V200H201ZM220 199V200H219ZM223 199V200H222ZM263 199V200H262ZM89 200V201H88ZM97 201L96 203H98L99 205L96 206L97 204L94 203L93 201ZM160 200V201H159ZM177 200V201H175ZM188 202H187V201ZM218 200V201H217ZM226 200V201H224ZM256 200V201H255ZM262 202H260V201ZM101 201V202H100ZM213 201V202H212ZM217 201V202H216ZM223 201V202H222ZM259 201V202H258ZM145 202V203H144ZM166 202V203H165ZM168 202V204H167ZM230 202V203H228ZM170 203V204H169ZM178 203V205H177ZM185 203V204H184ZM188 203V204H187ZM211 203V204H210ZM227 203V204H226ZM259 203V204H258ZM261 203H263L262 205H260ZM149 204V205H148ZM202 204V205H200ZM177 205V206H176ZM189 205V207L187 206ZM197 205V206H196ZM211 205V206H210ZM256 205V206H255ZM93 206V208H92ZM96 206V207H95ZM148 206V207H147ZM154 206V207H152ZM165 206V207H164ZM183 206V207H182ZM263 206V207H262ZM146 207V208H145ZM168 207V208H167ZM178 207V208H177ZM186 207V208H185ZM85 208V207H84ZM92 209V212H91V209ZM150 208V209H149ZM159 208V209H158ZM170 208V209H169ZM187 209V210H186ZM99 210V211H98ZM156 210V211H155ZM175 210V211H173ZM179 210V211H178ZM206 210V212H205ZM94 211V212H93ZM151 211V212H150ZM255 211H257V213H261L260 214H257ZM98 212V213H97ZM156 212V213H155ZM165 212V213H164ZM205 212V213H204ZM252 212V213H251ZM91 213H92V216H91ZM98 215H97V214ZM118 213V215L116 216L115 214ZM122 214V216H120V214ZM164 213V215H163ZM174 213V214H173ZM176 213V214H175ZM202 213L204 215H202ZM90 214V215H89ZM97 215L98 218H95L97 216H93V215ZM100 214V215H99ZM172 215V216H169V215ZM201 214V215H200ZM207 214V217L205 216ZM252 214V215H251ZM255 214V215H254ZM257 214V215H256ZM66 216H68V214H65ZM139 215V216H138ZM142 215V216H141ZM156 215V216H154ZM162 215V216H161ZM189 215V216H188ZM251 215V216H250ZM77 216V217H76ZM80 216V217H79ZM88 216V217H87ZM91 216V217H90ZM150 216V217H149ZM161 216V217H160ZM178 216V217H177ZM197 216V217H196ZM203 216L201 219L200 217ZM257 216V217H256ZM259 216V217H258ZM263 216V217H262ZM100 217V218H99ZM143 217V218H142ZM148 217V218H147ZM169 217V218H168ZM177 217V218H176ZM183 217V218H182ZM206 217V218H205ZM255 217V218H254ZM38 218V216H37ZM120 218V219H119ZM141 218V219H140ZM186 218V220H185ZM204 218V219H203ZM253 218V219H251ZM39 219V218H38ZM74 219V220H72ZM77 219V220H78ZM89 219V220H88ZM155 219V220H154ZM251 220L250 221H248ZM256 219V220H255ZM261 219V220H260ZM263 219V221H262ZM37 219H33L32 220V223L30 226H28V230L26 231L25 229V233L27 234V232H29L27 235L25 233H23L25 235V238L24 240L21 242V244H24V247L27 246L30 247V248H27L29 249V251H25L24 249V252L25 254L28 256V253L30 255L31 258L28 259V257L25 255L24 257L29 260L27 261L28 263L27 264H43L40 262V259L42 258L41 256L42 255H45V248L43 247V243H42V233L40 234L41 232V228L40 226L36 227L34 226L35 224V221ZM97 220H99L97 222ZM123 220V221H121ZM151 220V221H150ZM198 220V221H197ZM102 221V222H101ZM144 221V222H143ZM185 221V222H184ZM202 221V222H201ZM253 221V222H252ZM255 221V222H254ZM262 221V222H261ZM34 222V223H33ZM37 222V221H36ZM92 222V220L90 221ZM100 222V223H99ZM122 222V223H121ZM127 222V223H126ZM138 222V223H137ZM140 222V224H139ZM147 222V223H146ZM159 222V223H158ZM172 222V223H171ZM192 224H191V223ZM198 222V223H197ZM250 222V223H249ZM75 223V222H74ZM74 223H69V226H71L73 228V225ZM98 223V224H97ZM178 223V224H177ZM184 223V224H182ZM187 223V225H185ZM247 223H248V226H247ZM254 223V224H253ZM71 224V225H70ZM73 224V225H72ZM173 224V225H172ZM175 224V225H174ZM194 224V225H193ZM202 224V225H201ZM99 225V226H98ZM127 225V226H126ZM128 225L130 226V228H132V231L129 233L128 232ZM146 225V226H145ZM151 225V226H150ZM179 225V226H178ZM184 225V226H183ZM192 225V227H191ZM255 227H254V226ZM133 226V227H132ZM156 226V227H155ZM174 226V227H173ZM176 226V227H175ZM246 226V227H245ZM30 227V228H29ZM33 227V228H32ZM70 227V229H72ZM128 227V228H127ZM147 227V228H146ZM151 227V228H149ZM178 227V229H177ZM191 227V228H190ZM197 227V228H196ZM199 227V228H198ZM203 227V228H202ZM236 227V226H235ZM242 227V228H240ZM245 227V229H244ZM251 227V228H249ZM38 228L40 229V231L38 230ZM155 230H154V229ZM164 228V229H162ZM230 228H232L231 231ZM143 231H142V230ZM147 229V230H146ZM179 229H180V233H179ZM197 229V230H196ZM234 229V230H233ZM238 230V231H235V230ZM257 229V230H256ZM33 230V231H32ZM136 230V231H135ZM145 230V231H144ZM152 230H153V235L155 234L156 237L160 236L161 238H164V241L163 244L165 243L166 245H162L161 247H163L164 249H169V250H172L170 251V253L172 252V256L170 259L169 257L167 258L166 256L162 258L166 259H158V257H161V255L156 251V249L154 248V245L151 244L150 242H152V238L155 237V236H151V240H150V235H152ZM161 230V231H160ZM194 230V231H192ZM245 230V231H244ZM249 230V231H247ZM103 231V232H102ZM139 231V232H137ZM151 232V234H148L147 236V241H141L143 240V236L145 237L148 233V232ZM187 231V232H186ZM202 231V232H201ZM244 231V232H243ZM252 231V232H251ZM259 231V233H258ZM37 232V233H36ZM78 231H74L72 234L73 238L75 237H78L79 234H80V231L77 233ZM141 232V233H140ZM146 232V233H145ZM149 232V233H150ZM159 232V233H158ZM174 232V233H173ZM178 232V233H177ZM183 232V233H182ZM199 232V233H198ZM240 232V233H239ZM256 232V233H255ZM158 233V235H157ZM195 233V234H194ZM242 233V234H241ZM250 235H249V234ZM255 233V234H253ZM131 234V235H130ZM175 234L177 236H175ZM187 234V236H186ZM194 234V235H193ZM234 234V235H233ZM262 234V235H261ZM78 235V236H77ZM143 235V236H142ZM162 235V236H161ZM179 235V236H178ZM181 235V236H180ZM207 235V236H206ZM232 236L233 238L229 237V236ZM129 236V237H128ZM131 236V237H130ZM137 236H139L137 238ZM166 236V242H165V237ZM172 236V237H171ZM174 236V237H173ZM194 236V237H193ZM200 236V237H199ZM203 236V237H202ZM181 237V238H180ZM186 237V238H185ZM229 237V238H228ZM102 238V239H100ZM105 240H104V239ZM143 238V239H142ZM160 238L159 241H161L162 239ZM195 238V239H194ZM205 238V239H204ZM208 238H210V240H208ZM228 238V239H227ZM237 240H234L233 242V239H236ZM239 238V239H238ZM249 238V239H248ZM37 239V240H36ZM141 239V240H140ZM154 239V238H153ZM177 241L175 242L174 241ZM183 239V240H182ZM199 239V240H198ZM214 239H217L218 242L215 240V242L217 243H214ZM226 239V240H225ZM230 239V240H229ZM232 239V241H231ZM254 239V241H253ZM262 239V240H261ZM77 240H80L78 238H74V240H71V243L69 241V244L70 245V248H69V255H68V260H69V264H79L77 259H81L79 258V256H76L75 255H78L80 252V246H79V243L80 241L78 242ZM130 240V241H129ZM158 240V239H157ZM195 240V241H194ZM202 240V241H201ZM206 240H208V248L206 249L205 251V254L202 252V253H196V251H199L200 250V245L203 244ZM221 240V241H219ZM246 240V241H245ZM256 240H259V243L262 245V251H263V254L260 255L259 253H257V251H255L257 249V241ZM260 240L263 242H260ZM72 241H76V242H72ZM127 241L129 242V245H130V248L128 247V243ZM139 241V242H138ZM154 241L158 244L160 243V245L162 244V242H158L156 241V239H154ZM153 241V242H154ZM180 241V243L178 242ZM193 241V242H191ZM197 241V242H196ZM230 241V242H229ZM236 241V243H235ZM30 242V243H29ZM147 242V243H145ZM170 242V243H169ZM186 242V243H185ZM202 242V243H201ZM207 242V241H206ZM220 242V243H219ZM257 242V243H256ZM145 243V246L144 244ZM154 243V244H156ZM178 243V244H177ZM231 243V244H230ZM233 243V244H232ZM241 243V244H240ZM28 244V245H27ZM147 244V245H146ZM173 244V245H172ZM210 244V245H209ZM230 244V245H229ZM236 244V245H235ZM253 246H251V245ZM81 245V243H80ZM127 245V246H126ZM170 245V246H169ZM182 245V246H180ZM187 245V246H185ZM226 245V246H225ZM241 245V246H240ZM256 245V246H255ZM23 246V245H22ZM138 246V247H137ZM143 246V247H142ZM153 246V247H152ZM159 246V245H157ZM166 246V247H165ZM184 246V247H183ZM220 246H223L220 248ZM245 246V248H244ZM249 246V247H248ZM256 248H255V247ZM109 247V248H108ZM149 247V249H148ZM178 247V248H177ZM194 247V248H192ZM227 247V248H226ZM231 247V248H230ZM233 247V248H232ZM247 247V248H246ZM251 247V248H250ZM44 248V249H43ZM76 248V249H75ZM79 248V249H78ZM128 248V249H127ZM143 248V249H142ZM154 248V249H153ZM198 248V249H197ZM210 248V249H209ZM226 248V249H224ZM255 248V249H253ZM77 250L79 253L78 254H75ZM81 249H82V245H81ZM129 249H130V252H129ZM195 249V250H194ZM232 249V250H231ZM237 249V250H235ZM244 249V250H243ZM33 252H32V251ZM128 250V252H126ZM146 250V251H145ZM168 250V251H169ZM231 250V251H230ZM251 250V251H250ZM72 251V252H71ZM75 251V252H74ZM103 253H102V252ZM138 251H141V252H138ZM144 253H143V252ZM154 251V252H153ZM177 251V252H176ZM191 253H190V252ZM228 251V252H227ZM241 253H240V252ZM243 251H244V254H243ZM249 251V252H248ZM261 251V252H262ZM116 252V253H115ZM150 254H149V253ZM153 252V253H151ZM157 252V253H156ZM212 252V253H211ZM225 252V253H224ZM238 252V253H237ZM252 252V253H251ZM256 252V253H255ZM34 253V254H32ZM41 253V255H40ZM84 253V252H82ZM101 253V254H100ZM115 255H114V254ZM143 253V254H141ZM148 253V254H147ZM183 253V254H182ZM219 253V254H218ZM224 253V254H223ZM233 253V254H232ZM73 254V255H72ZM95 254V256H96ZM100 254V255H99ZM106 254V255H105ZM127 254L130 256V260L129 261V256H127ZM156 254V255H155ZM185 254V255H184ZM193 256L191 257L190 256ZM200 254V255H199ZM210 256H209V255ZM229 254V255H228ZM243 254V255H242ZM158 255V256H157ZM175 255V256H174ZM188 255V256H187ZM240 255V257L238 256ZM73 256L75 257V259L73 260ZM94 256V257H95ZM96 256V257H97ZM112 256V257H111ZM151 256V257H150ZM153 256V258H152ZM157 256V257H156ZM208 256V258H207ZM225 256V257H224ZM243 256V257H242ZM263 256V257H262ZM35 257V258H33ZM116 257V258H115ZM141 257V258H140ZM148 257H150L148 259ZM184 259H183V258ZM191 257V258H190ZM203 257V258H202ZM33 258V259H32ZM38 258V260H37ZM71 258V259H70ZM89 258V256H87V259ZM90 258L92 259V257L90 256ZM89 258V260H91ZM108 258V259H109ZM145 258V259H144ZM189 258V260H188ZM205 258V259H204ZM228 258V259H227ZM235 258V259H234ZM238 258V260H237ZM261 258V259H260ZM112 259L115 261H112ZM119 259V260H118ZM144 259V260H143ZM154 259V260H153ZM179 259V261H178ZM186 259V260H185ZM194 259V260H193ZM211 259H212V262H211ZM214 259V260H213ZM230 259V260H229ZM244 261H243V260ZM34 262H32V261ZM71 260V261H70ZM77 262H76V261ZM107 260V259H104L103 262ZM127 260V261H126ZM148 260V261H147ZM152 260V262H151ZM204 260V261H203ZM220 260V261H219ZM261 260V261H260ZM86 261V262H85ZM109 261V260H107ZM106 261V262H107ZM121 261V262H120ZM155 261V262H153ZM163 263H162V262ZM165 261V262H164ZM167 261V262H166ZM170 261V262H169ZM173 261V262H172ZM187 261V262H186ZM230 261H233V262H230ZM236 261V262H234ZM30 262V263H29ZM54 262V263H53ZM89 261L88 260H84L82 262V264H87ZM101 262V263H103ZM109 262V263H110ZM175 262V263H174ZM190 262V264H191ZM200 262V263H199ZM205 262V263H204ZM210 262V263H209ZM90 263V262H89ZM88 263V264H89ZM26 264V263H25ZM100 264V263H98Z\"/></svg>",
	"mask_w": 264,
	"mask_h": 264
},
{
	"label": "crops",
	"instance_id": "crops-1",
	"mask_svg": "<svg viewBox=\"0 0 264 264\" xmlns=\"http://www.w3.org/2000/svg\"><path fill=\"white\" fill-rule=\"evenodd\" d=\"M126 87H127L129 92H135L136 91V89H135L136 85L134 84V80L132 79V77H130V79L128 80Z\"/></svg>",
	"mask_w": 264,
	"mask_h": 264
}]
</instances>
